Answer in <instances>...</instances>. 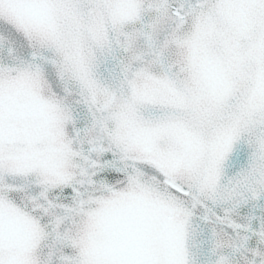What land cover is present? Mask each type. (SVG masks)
Wrapping results in <instances>:
<instances>
[{
    "label": "snow or ice",
    "instance_id": "snow-or-ice-1",
    "mask_svg": "<svg viewBox=\"0 0 264 264\" xmlns=\"http://www.w3.org/2000/svg\"><path fill=\"white\" fill-rule=\"evenodd\" d=\"M0 264H264V0H0Z\"/></svg>",
    "mask_w": 264,
    "mask_h": 264
}]
</instances>
